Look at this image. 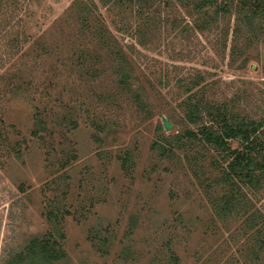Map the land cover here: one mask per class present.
Wrapping results in <instances>:
<instances>
[{"label":"rangeland","instance_id":"374dc122","mask_svg":"<svg viewBox=\"0 0 264 264\" xmlns=\"http://www.w3.org/2000/svg\"><path fill=\"white\" fill-rule=\"evenodd\" d=\"M188 10L177 0H0V131L13 126L9 141L21 145L15 157L0 140V254L51 231L66 254L56 264H264V185L222 214L219 155L186 139L169 156L156 147L162 134L195 130L181 108L188 76L207 77V99L264 114V27H242L233 10L202 31ZM101 24L126 54L131 89L113 45L98 41ZM35 112L42 138L31 136Z\"/></svg>","mask_w":264,"mask_h":264},{"label":"trees","instance_id":"16d2710c","mask_svg":"<svg viewBox=\"0 0 264 264\" xmlns=\"http://www.w3.org/2000/svg\"><path fill=\"white\" fill-rule=\"evenodd\" d=\"M177 1H183L189 7L190 15L194 13L192 19L197 21L194 20V26L202 31L214 24H219L221 19L231 15L233 10L238 15L242 27L252 28L255 22L259 24V27H264V0ZM195 15L197 16L194 17ZM88 23L89 21L86 22L85 29L92 30L93 27H89ZM96 30L101 44L113 45L110 53L113 61L116 62L115 71L120 85L131 89L132 75L127 69L129 61L125 52L116 40L111 41L112 44L109 43L107 40L110 38L109 31L104 24L95 27ZM2 31H5L3 26ZM15 38H11L8 42L9 47L13 51H20L21 44ZM206 79L207 77L200 73L196 77L188 76L187 80L180 82L185 95L181 108L185 120L194 126L195 130L185 129L181 135H176L173 141L166 140L167 142L162 134L161 141H156V147L160 154L169 156L174 153L171 142L175 143L176 148H180L179 145L184 141L182 139H186L190 145L199 143L214 150L220 157V162L214 165V169L220 173L216 183L223 191L219 198L220 204L216 202L215 204L224 214L231 207L243 202L245 188L257 191L264 185V114L258 119L251 118L249 115L242 116L234 110L233 101L231 103L217 102L207 99L205 86L208 80ZM13 85L15 94L23 89L20 83L14 82ZM135 97L137 104L142 106L141 95L138 93ZM31 119L34 128L31 136L42 138L40 132H43L46 126L43 115L35 112ZM0 124V129L6 128L2 118H0ZM9 126L12 128L11 132L0 131V140L6 143L8 155L19 157L20 143L15 144L9 141V135L18 134V131L13 126ZM233 141L238 143L237 147L231 146ZM56 213H58L56 209H51L46 213L47 220H56L58 216ZM55 236L53 232L47 231L40 236L32 237L21 249L3 248L0 254L1 264H56L64 259L66 254L63 246L56 239L59 235Z\"/></svg>","mask_w":264,"mask_h":264},{"label":"water","instance_id":"95a60500","mask_svg":"<svg viewBox=\"0 0 264 264\" xmlns=\"http://www.w3.org/2000/svg\"><path fill=\"white\" fill-rule=\"evenodd\" d=\"M161 122H162L163 129L166 131H169L173 126V124L165 116L161 117Z\"/></svg>","mask_w":264,"mask_h":264}]
</instances>
